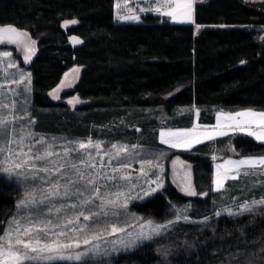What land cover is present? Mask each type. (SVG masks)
<instances>
[{"label": "trees", "instance_id": "trees-1", "mask_svg": "<svg viewBox=\"0 0 264 264\" xmlns=\"http://www.w3.org/2000/svg\"><path fill=\"white\" fill-rule=\"evenodd\" d=\"M114 1L0 0V27L25 31L35 42L28 68L32 114L39 118V129L98 139L102 137L100 126L117 122L123 126V121L138 125L142 134L132 128L115 132V139L133 142L142 136L144 144L162 148L166 146L158 135L147 132L148 108L162 107L170 113L180 106L190 109L172 121L178 128L192 126L194 108L200 109L198 121L202 124L216 122L210 111L213 107L264 111V1H199L194 10L199 28L150 12L139 20L120 22L115 18ZM73 20L77 23L66 24ZM72 36L79 37L82 44H71ZM74 67L81 68L77 82L58 101L53 100L50 92ZM74 96L83 104L72 110L64 101ZM229 142L241 155H264V142L242 134L194 146L185 159L193 165L195 185L201 193L212 188L214 145L221 149ZM21 196L16 183L0 177V238ZM188 199L169 186L150 199L134 202L131 209L161 219L171 202ZM185 231L180 238L195 239L194 249L173 253L171 264H226L231 254L245 255L264 247V210L235 218L224 216L216 222L214 232L198 233L193 225ZM159 261L156 245L142 243L111 263Z\"/></svg>", "mask_w": 264, "mask_h": 264}, {"label": "rangeland", "instance_id": "rangeland-1", "mask_svg": "<svg viewBox=\"0 0 264 264\" xmlns=\"http://www.w3.org/2000/svg\"><path fill=\"white\" fill-rule=\"evenodd\" d=\"M189 14L186 8L176 7L172 21L187 23L190 20ZM127 20L134 21L139 18L137 16L133 19L127 18ZM20 32L26 33L25 31ZM18 40L19 42L16 43L9 42L7 38L0 41V118L11 121L6 125V134L0 138V147L12 150L0 153V177L16 183L22 190L15 213L7 221L1 238L10 231L14 218L19 219L21 225L26 224L28 218L51 220L52 225H64L69 219L75 220L82 212L84 215L79 216L76 223L63 229L68 236H79L81 247L71 249L65 255L75 256L78 251L93 249L80 261L75 259L39 260L25 261L23 264L52 262L112 264V259L134 251L142 243L156 245L160 259L157 264H171L169 260L173 253L190 252L194 249L195 239L180 238L181 232L185 233L187 226H195L198 233L214 232L216 222L224 216L235 218L243 214H257L264 210V205L253 203L264 200V167L236 163L246 157L259 156L241 155L232 142L221 149L214 145V151L211 153L212 188L202 193L195 185L193 165L185 159L186 154L202 142L210 141L215 144L217 139L225 136H231V138L239 134L251 136L249 132H258L259 129L255 124L245 129L237 127V121L253 118L237 114L250 110L256 114L255 119L259 121V114L264 111L253 109L227 111L213 107L210 111L215 113L216 122L202 124L198 121L200 109L194 108L192 126L178 128L172 121L187 114L191 111L190 109L180 106L174 110L171 108L170 111L173 110V113H170L162 107L148 108L149 110L145 113L150 126L147 132L158 135V140L166 146L162 148L144 144L145 139L142 136H136L133 142L115 139L113 137L115 132H125L132 128L142 134L143 130L138 125L134 126L123 121H121L125 124L123 126L118 122L100 126L98 133L102 137L98 139L49 133L39 129V118L32 114V76L28 64L35 53L36 46L32 43L28 33L26 37H19ZM5 52L10 55L3 56ZM80 71V67L68 70L61 84L50 92L51 98L58 101L63 91L72 88L79 78ZM64 102L72 110L83 104L77 96L68 98ZM153 121L155 123H152ZM169 132L189 133L192 141L190 147H172L174 137L168 136ZM108 134L112 135L107 137ZM251 137L256 139L254 136ZM166 140L169 142L165 143ZM80 143L86 146L90 143L91 146L80 149ZM46 149L53 153L47 159L30 160L29 165L23 169L13 167L15 163H20L26 158L21 153L35 155ZM65 149L75 150L66 155ZM82 160L85 162L82 163ZM146 160H152L153 163L147 164ZM73 164L76 165L75 168L72 167ZM44 168L49 171H41ZM4 169H11V171ZM77 169L84 174V179L80 178ZM108 177H114V179H108ZM88 180H94L95 184H89ZM218 180L222 185L220 187L217 186ZM56 182L61 185L60 194L45 199V190ZM158 184L159 187H157ZM169 186L175 187L189 199L184 203L171 202L163 218H147L131 209L134 202L150 199ZM94 188H99L100 196L93 195ZM151 189H156V191L152 192ZM190 191H194L195 195H190ZM146 192L150 194L145 195ZM27 193H33L36 199L42 200L43 203L30 205L26 209L18 208V202L24 199ZM102 198L117 200V205L103 204L101 206ZM85 200H90V202L82 203ZM245 203L252 210L239 214L241 206ZM72 204L76 207H70ZM206 204L209 209L206 208ZM57 208L61 211L57 212ZM96 213L101 214L97 216ZM229 213L235 214L230 215ZM84 216L92 218L85 220ZM82 225L88 226L83 232L71 231L73 227L79 228ZM165 225L166 227L156 229V226ZM111 226L124 229V231L118 230L112 233ZM60 230V228L54 229V231ZM97 231L102 233V238L84 245V237L91 236ZM51 235L50 233L49 238ZM12 239H15V235ZM60 239L64 243L68 242L66 237ZM96 248L99 251H95ZM226 264H264V247L245 255L231 254Z\"/></svg>", "mask_w": 264, "mask_h": 264}, {"label": "snow or ice", "instance_id": "snow-or-ice-1", "mask_svg": "<svg viewBox=\"0 0 264 264\" xmlns=\"http://www.w3.org/2000/svg\"><path fill=\"white\" fill-rule=\"evenodd\" d=\"M117 7H120L119 4H117ZM181 7V5H177V8ZM183 7L190 8L191 5L187 4ZM159 9H157L158 11ZM167 15L171 16L173 15V12H167ZM129 19H133L135 17H128ZM67 23L75 24L77 21H66ZM27 33L18 31L15 27L8 26V27H0V41L7 38L9 42H19V37H26ZM76 39V38H74ZM77 42H80L77 40ZM35 43L34 41L32 42ZM10 53H3V56L7 57ZM238 116H244V117H253L250 120H244V121H237L236 126L240 127L241 129L250 128L252 125H256L259 129L258 132H249L248 134L251 136H254L257 140L264 141V113L259 114V121L255 119L256 114L252 113L250 110L247 112L238 113ZM11 123V121L7 120L6 118H0V138H2L6 132L7 128L6 125ZM191 131V130H189ZM170 137H174V140L172 141V147H178V146H185L190 147L191 145V139L189 138V133H172L169 132L167 134ZM165 143H168L169 141H164ZM199 142V141H197ZM91 144L89 143V145ZM84 143H80L79 148L85 149L87 147ZM75 149H65V154L67 155L70 151H74ZM6 151H12L11 149H6L4 147H0V153H4ZM26 158L20 162L15 163L13 165L16 169H23L25 166L29 165L30 160H44L53 155V153L49 150H45L42 153H37L35 155H30V153H21ZM82 163L85 161H81ZM145 163L152 164V160H146ZM229 163H232L229 161ZM238 165H250V166H261L264 167V155L259 157H246L242 160H239L236 162ZM34 167V165H32ZM73 168L76 167L75 164L72 165ZM93 167H95L93 165ZM5 171H11V169H4ZM41 171L47 172L49 171L47 168L41 169ZM77 172L79 173V176L81 179H84V174L82 172H79V169H77ZM35 178V177H34ZM108 179H114V177H108ZM74 182V181H70ZM89 184H95L94 180H88ZM160 185L158 184L157 187ZM217 186H222L220 181H217ZM61 185L56 182L51 185V187L46 191L45 199L55 197L60 194ZM65 187H67L65 185ZM152 192H155L156 189H151ZM150 193L146 192L145 195H148ZM190 195H195L194 191L189 192ZM67 195V193H65ZM82 195V193H81ZM93 195L94 196H100L99 188L93 189ZM119 194H117L118 196ZM90 200L82 201V203H89ZM38 203H43L42 200H37L33 193H27L24 199H21L18 202V208H29L30 205H36ZM254 204H261L264 205V200L261 201H254ZM117 205V200H107L102 198V205ZM70 207L75 208L76 205L72 204ZM252 209L249 207L247 203L243 204L241 206V212L239 214H243V212H250ZM51 211V209H49ZM57 212L61 211L60 208L56 209ZM101 213H96L97 216H99ZM105 215L107 213H104ZM230 215H234L235 213H229ZM84 214L81 212L79 216H83ZM79 216L75 218V220H67L64 225H52L51 220H32L30 218L27 219V223L21 225L20 220L14 218L13 219V225L10 227V231L6 233L2 238H0V264H23L25 261H39V260H65V259H75L77 261L83 260L89 252H92L93 249H87L83 252H76L75 256L72 255H65L66 252H68L71 249H79L81 247V241L79 236H68L67 232H65L63 229L66 228L68 225L74 224L79 220ZM91 216H84L85 220L91 219ZM151 224V222H149ZM88 226L82 225L79 228L73 227L71 229L72 232H83ZM160 227H166L165 226H156V229ZM55 228H60V231H54ZM154 229V231H156ZM124 231V229H117L115 226H111L110 231L112 233L116 231ZM52 234L49 238V234ZM15 235V239L13 240L12 237ZM61 237H66L68 242L64 243L61 241ZM102 238L101 232H93L91 236H85L83 239V244L88 245L94 240H99ZM95 251H99L98 248L95 249Z\"/></svg>", "mask_w": 264, "mask_h": 264}, {"label": "crops", "instance_id": "crops-1", "mask_svg": "<svg viewBox=\"0 0 264 264\" xmlns=\"http://www.w3.org/2000/svg\"><path fill=\"white\" fill-rule=\"evenodd\" d=\"M199 1L202 0H115L114 12L115 18L120 22H127L128 17L135 16L137 18L138 16L139 18V16H141L142 14H146L149 12L166 17L171 22H173V15H171V17L166 13L173 12L176 9L177 5H181L180 8H186L183 6L190 4L191 7L186 8V11L190 13V20L187 23L194 24L196 27H198L195 23L194 10L196 3ZM117 4H119L120 7H117ZM157 9L159 10L157 11Z\"/></svg>", "mask_w": 264, "mask_h": 264}, {"label": "water", "instance_id": "water-1", "mask_svg": "<svg viewBox=\"0 0 264 264\" xmlns=\"http://www.w3.org/2000/svg\"><path fill=\"white\" fill-rule=\"evenodd\" d=\"M74 38H76V39H74ZM77 40H79L80 42H77ZM70 43L73 44L75 47H78V46H80L82 44V41H81V39L79 37L72 36L70 38Z\"/></svg>", "mask_w": 264, "mask_h": 264}]
</instances>
